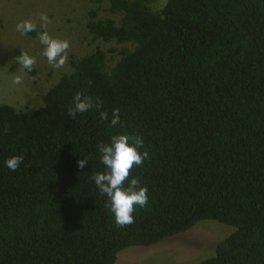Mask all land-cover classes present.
Wrapping results in <instances>:
<instances>
[{
  "label": "trees",
  "instance_id": "1",
  "mask_svg": "<svg viewBox=\"0 0 264 264\" xmlns=\"http://www.w3.org/2000/svg\"><path fill=\"white\" fill-rule=\"evenodd\" d=\"M156 1L98 0L96 47L71 58L42 105L0 103V264H114L202 220L235 231L199 264H264V0ZM77 92L109 117L118 108L120 123L95 109L69 117ZM117 133L150 154L130 176L148 204L125 227L92 179L105 171L98 143Z\"/></svg>",
  "mask_w": 264,
  "mask_h": 264
},
{
  "label": "rangeland",
  "instance_id": "2",
  "mask_svg": "<svg viewBox=\"0 0 264 264\" xmlns=\"http://www.w3.org/2000/svg\"><path fill=\"white\" fill-rule=\"evenodd\" d=\"M165 1L157 0L155 6L161 7ZM98 5V0H0V103L26 111L41 106L42 95L71 71V58L89 54L96 47L87 22L89 11ZM40 13H46L52 21L48 26L51 35L70 42L68 61L62 68H53L40 55L42 46L36 32L21 36L16 31L18 22L36 19ZM21 50L37 58L31 72L25 73L15 60ZM16 75L24 77L22 84L12 82ZM234 231L235 227L219 221L202 220L157 244L123 249L114 264H199L215 254L218 242Z\"/></svg>",
  "mask_w": 264,
  "mask_h": 264
},
{
  "label": "clouds",
  "instance_id": "3",
  "mask_svg": "<svg viewBox=\"0 0 264 264\" xmlns=\"http://www.w3.org/2000/svg\"><path fill=\"white\" fill-rule=\"evenodd\" d=\"M51 22L46 13H40L36 19H25L18 22L16 31L21 36L36 32L42 46L40 55L46 58L50 66L59 69L64 67L68 61L70 42L50 34L48 26ZM15 60L25 73L31 72L37 63L35 56L22 50ZM23 79L22 75H16L12 82L19 85L23 83ZM90 84L91 82H89ZM92 109L99 113L101 121L110 119V124L113 127L120 123L118 108H113L111 117H109V113L103 110L102 100L83 92H77L74 95L72 106L68 108L67 114L75 119L77 113H85ZM6 131L7 128H5ZM141 148H144L143 138L140 136L130 137L126 133L113 134L110 143H98L97 145V150L101 153L100 162L105 166V171L96 172L92 179L100 194L108 198L105 207L114 214L115 222L120 227L134 223L133 213L137 206L145 207L148 204L147 187L141 185L138 177L130 178L133 167L142 166L150 158L149 151L144 148V151L141 152ZM23 159L22 155H14L6 159L5 164L10 170L15 171ZM88 162V159L84 157L77 161V164L80 169H83Z\"/></svg>",
  "mask_w": 264,
  "mask_h": 264
}]
</instances>
